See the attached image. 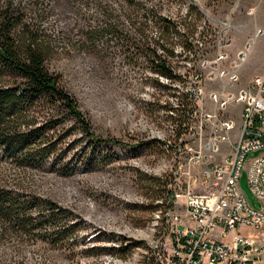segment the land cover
I'll return each instance as SVG.
<instances>
[{
    "label": "rangeland",
    "instance_id": "1",
    "mask_svg": "<svg viewBox=\"0 0 264 264\" xmlns=\"http://www.w3.org/2000/svg\"><path fill=\"white\" fill-rule=\"evenodd\" d=\"M42 1L41 8L51 11L41 19L40 26L54 39L48 69L77 99L93 130L122 144L83 140L77 149L67 153L66 146L60 145L34 168H20L5 159V173L26 175L35 192L73 213L78 235L75 241L63 244L3 238L0 264H143L158 235L153 227L156 197L151 195V186L156 190L159 183L172 182L180 161L177 145L196 142V133L188 129L176 135L175 125L168 118L172 112L163 106L167 102L178 106V97L187 94L189 88H196L203 91L200 106L215 109L209 94L221 90L226 81L219 72L226 62L215 61L217 42L225 32L232 38L233 57L240 50L247 52L234 88L247 84L255 74L264 73V0H136L145 9L176 21L181 34L188 28L194 30L189 38L192 49L185 51L177 35L174 56L170 57L171 65L182 76L174 84L177 97L150 84L149 78L158 75L144 55L132 57L133 49L125 52L126 48L113 47L115 41L110 42L109 48L105 38L93 41L83 34L89 20L103 19L104 14L98 11L101 2L121 13L127 29L134 32L127 16V0ZM246 40L250 46H245ZM160 81L169 82L164 77ZM188 98L192 106V98ZM40 106V117H61L59 131L70 128V139L80 138L65 112L43 103ZM235 111L230 109V113ZM189 126L196 132L198 119L190 120ZM223 149L227 151L228 144ZM261 151L248 152L246 160ZM3 156L6 152L0 150V157ZM221 158L218 155L217 161ZM89 159H94V164ZM64 166L66 175H62ZM239 185L252 207L264 211V200L252 192L245 169L241 170Z\"/></svg>",
    "mask_w": 264,
    "mask_h": 264
},
{
    "label": "trees",
    "instance_id": "2",
    "mask_svg": "<svg viewBox=\"0 0 264 264\" xmlns=\"http://www.w3.org/2000/svg\"><path fill=\"white\" fill-rule=\"evenodd\" d=\"M42 4V0H0V150L6 152V156L0 157V240L18 237L63 244L75 241L78 235V223L73 222L76 219L73 213L35 192L26 175L5 173L2 162L6 159L20 168H34L46 161L60 145L66 146L64 152L67 153L77 149V144L83 140L88 143L122 142L97 134L77 99L48 69L54 39L40 26L41 19L51 11L41 8ZM128 7L127 16L134 32L127 29L121 13L111 4L101 2L98 11L104 14L103 19L99 20L96 15L95 23L93 19L89 20L83 34L93 41L105 38L109 48L110 42L115 41L113 47L126 48L125 52L133 49L132 57L144 55L151 70L158 75L149 78L150 84L177 97L174 84L182 76L171 65L170 57L174 56L177 35L185 51L192 49L189 38L194 30L188 28L189 32L181 34L176 21L158 15L153 9H145L136 0H127ZM160 77L169 82H161ZM188 97V94L180 95L176 107L170 102L163 106L172 112L168 118L174 123L177 136L185 130L187 112L192 108ZM41 103L52 106V110L65 112L80 132V138L70 139V128L59 131L61 117L55 114L40 117L37 113ZM152 141L160 142L158 139ZM88 161L94 164V159ZM65 167L62 175H66ZM165 185L159 183L156 190L152 185L151 195L163 196Z\"/></svg>",
    "mask_w": 264,
    "mask_h": 264
},
{
    "label": "built area",
    "instance_id": "3",
    "mask_svg": "<svg viewBox=\"0 0 264 264\" xmlns=\"http://www.w3.org/2000/svg\"><path fill=\"white\" fill-rule=\"evenodd\" d=\"M232 43L227 32L217 42L215 61L227 65L219 71L226 78L222 89L209 94L215 109L200 106L202 89L187 90L194 107L185 130L196 133V142L177 145L179 165L154 200L158 235L143 264H264V211L252 207L239 185L245 169L252 192L264 200V73L234 88L247 52L233 57ZM195 119L196 132L189 126Z\"/></svg>",
    "mask_w": 264,
    "mask_h": 264
},
{
    "label": "crops",
    "instance_id": "4",
    "mask_svg": "<svg viewBox=\"0 0 264 264\" xmlns=\"http://www.w3.org/2000/svg\"><path fill=\"white\" fill-rule=\"evenodd\" d=\"M247 40H248V39H247ZM247 40H246L245 43H244L245 46H246V45L248 46V44H249ZM249 46H250V44H249ZM261 46H264V43H263ZM255 49H257V46H256V48H254V50H253L254 52H255Z\"/></svg>",
    "mask_w": 264,
    "mask_h": 264
}]
</instances>
